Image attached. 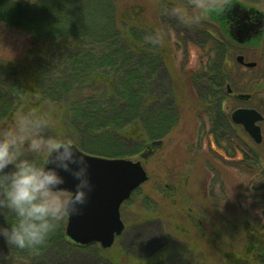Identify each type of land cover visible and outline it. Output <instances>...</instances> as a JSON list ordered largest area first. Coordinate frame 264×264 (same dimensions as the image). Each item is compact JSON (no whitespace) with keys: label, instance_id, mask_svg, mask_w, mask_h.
I'll return each mask as SVG.
<instances>
[{"label":"rangeland","instance_id":"rangeland-1","mask_svg":"<svg viewBox=\"0 0 264 264\" xmlns=\"http://www.w3.org/2000/svg\"><path fill=\"white\" fill-rule=\"evenodd\" d=\"M119 1L120 11L134 4L143 15L140 27L146 29L147 42L142 41V49L160 56L153 63L152 85L144 91L155 95L161 105L174 106L177 121L162 138L154 139L161 141L155 146L139 133V123L127 125L121 155L104 157L141 161L148 177L121 205L125 232L110 248L75 245L65 236L66 217L61 237L44 249L15 252L6 249L0 238V264H264V199L259 200L264 195V140L256 145L244 136L258 156V163H251L255 164L252 170L239 162H226L208 146L191 149L195 128L191 78L206 61L209 24L205 13L198 23L185 25L168 11L175 5L188 8L189 0ZM223 1L210 0V6ZM243 1L264 9V0ZM147 2L151 6L146 8ZM132 20L136 19L127 21V26ZM116 26L122 32L127 27L121 20ZM33 44L28 33L0 24V60L22 59ZM148 147L151 152L141 158ZM191 213L198 218H190ZM180 233L194 238L187 246L192 254L184 251L188 261L173 258L169 249L171 238Z\"/></svg>","mask_w":264,"mask_h":264},{"label":"trees","instance_id":"trees-1","mask_svg":"<svg viewBox=\"0 0 264 264\" xmlns=\"http://www.w3.org/2000/svg\"><path fill=\"white\" fill-rule=\"evenodd\" d=\"M119 2L0 0V24L28 33L34 43L22 59L0 60V129L12 126L18 112L37 111L51 121L55 134L73 139L81 150L116 157L126 139L125 126L139 123V133L149 140L174 127V106L161 105L144 91L152 85L153 63L160 59L142 49L145 18L134 4L120 11ZM120 20L127 26L123 32L116 26ZM203 69L192 75L196 87L206 86ZM6 218L11 217L0 216V222ZM60 232L38 249L54 244Z\"/></svg>","mask_w":264,"mask_h":264},{"label":"clouds","instance_id":"clouds-1","mask_svg":"<svg viewBox=\"0 0 264 264\" xmlns=\"http://www.w3.org/2000/svg\"><path fill=\"white\" fill-rule=\"evenodd\" d=\"M209 10L210 0H189L188 8L175 5L168 14L192 25ZM89 167L75 141L55 134L45 115L18 112L12 126L0 130V216L11 217L0 223L4 243L20 250L45 245L86 204L93 187ZM62 172L75 180L70 190L63 189Z\"/></svg>","mask_w":264,"mask_h":264},{"label":"flooded vegetation","instance_id":"flooded-vegetation-1","mask_svg":"<svg viewBox=\"0 0 264 264\" xmlns=\"http://www.w3.org/2000/svg\"><path fill=\"white\" fill-rule=\"evenodd\" d=\"M238 1L249 7L248 12L241 10L228 14L231 10L227 7L220 19L206 14L209 24L204 41L206 86L196 87V82H192L195 128L191 149L195 152L208 146L211 152L226 162H239L252 170L258 163V156L244 136L256 145L264 140V9ZM235 112L236 121L233 118ZM245 124L259 128L260 143L249 134ZM189 217L198 218L192 213ZM124 232L125 229L115 240ZM177 235L179 237L171 238L169 249L173 258L188 261L184 251L192 254L187 246L194 238L189 234ZM98 247L101 248L99 244Z\"/></svg>","mask_w":264,"mask_h":264},{"label":"water","instance_id":"water-1","mask_svg":"<svg viewBox=\"0 0 264 264\" xmlns=\"http://www.w3.org/2000/svg\"><path fill=\"white\" fill-rule=\"evenodd\" d=\"M220 6L210 7L207 13L213 18L220 19L227 7L231 10L228 14H236L241 10L248 12L249 9L247 5L238 0H226L222 7ZM233 118L236 121V112ZM245 128L256 142H261L257 126L245 124ZM159 144L161 141L152 143L153 146ZM79 151L90 165L89 175L93 187L79 214L68 216L65 234L76 244L99 243L101 247L107 248L111 246L115 236L120 235L124 229V224L119 215L121 203L128 199L131 193L148 177L141 161L103 158L87 154L80 149ZM150 152L151 149L149 148L141 154V158H146ZM62 175L66 177L63 189L67 191L73 188L75 185L73 177L67 172H62Z\"/></svg>","mask_w":264,"mask_h":264}]
</instances>
